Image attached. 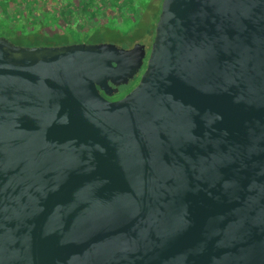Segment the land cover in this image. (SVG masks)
Segmentation results:
<instances>
[{"label":"water","instance_id":"1","mask_svg":"<svg viewBox=\"0 0 264 264\" xmlns=\"http://www.w3.org/2000/svg\"><path fill=\"white\" fill-rule=\"evenodd\" d=\"M146 46L0 36V264H264V0H161Z\"/></svg>","mask_w":264,"mask_h":264},{"label":"rangeland","instance_id":"2","mask_svg":"<svg viewBox=\"0 0 264 264\" xmlns=\"http://www.w3.org/2000/svg\"><path fill=\"white\" fill-rule=\"evenodd\" d=\"M96 1H97L96 4H99L98 7H100V5H103L105 2V0H96ZM82 2L85 3V1ZM131 2H133L134 10L136 13H134L131 8V4H130ZM148 2L149 0H118L117 7H119L122 10L121 15L118 16L119 13L116 11V9H114V7L110 9L108 8L107 11L110 12V14H108V17L106 14L103 16V21H100L101 26L106 28L109 27L114 28L117 29L118 32H126L128 34L129 33L131 34L132 31H135L137 32V35L139 37H142L138 42H141L142 44H146L147 47H149L153 38L152 33L154 31L155 24L157 21L156 14L158 12V9L160 8L161 0H153V3L150 4L149 7L147 6ZM36 4L39 7H42L43 4L45 7H47L46 0H42V2H37ZM5 5H6V0H0V36H4L8 38L16 45L53 47V46H62L67 44L80 43V42L93 43V44L101 43V42H105V43L112 42L119 44L122 47H125V45L116 42L115 38L112 36L113 34L108 35V32L105 34L104 30L100 31V29H98L96 31V32L100 31L98 33L93 32L91 30L89 32H85V30L82 29L85 20L82 19V17L77 18L76 17L77 15L74 14L75 12L70 11V8L64 7L63 5H61V8L63 10L62 14L67 15L65 18L69 19V21H71L72 23L75 24V26L76 25L77 26L72 27L73 24L68 23L69 21L63 18L62 24L63 27L65 28V31L63 33L57 34L56 32L55 34H52L51 31H45L42 32V34H40V37L33 38V36H31L30 34L34 35V33L26 32L25 31L26 27L22 24V22H20L23 20V17H19L18 20H15V18L12 19L13 17L16 16L13 14V17L12 16L9 17L10 18L9 21L12 23V26L6 25L8 24L7 21L2 20L4 19L5 16L1 17V15H3L4 13ZM96 11L98 10L96 9ZM9 15H11L10 10H9ZM82 16L85 17L84 15ZM71 18L73 19L71 20ZM44 20H46L45 17ZM17 21H19L22 25ZM25 21L23 20V23H26ZM47 21L48 19L46 20V23ZM55 23L56 22L54 19L49 21L48 25L51 30H53L52 25H55ZM11 30L12 31L16 30L15 32L21 33L22 37L13 39L11 37V34H9Z\"/></svg>","mask_w":264,"mask_h":264},{"label":"trees","instance_id":"3","mask_svg":"<svg viewBox=\"0 0 264 264\" xmlns=\"http://www.w3.org/2000/svg\"><path fill=\"white\" fill-rule=\"evenodd\" d=\"M46 1H47V7H45L44 4L42 7H39L37 6L36 3L42 2V0H6V5L4 7V13L3 15H1V17L2 16H5V17L2 20L7 21L8 23L6 24L7 26L9 25L12 26V23L9 21L10 19L9 17L11 16L13 17V14L16 15L15 17L12 18V19L15 18V20H18L19 17H23L24 21L25 20H28V21H25L26 23H23V20L20 22H22V24L26 27V30H25L26 32L34 33V35L30 34L31 36H33V38L40 37V34H42V32H45V31H51L52 34H55L57 32V34H59L65 31V28L63 27L62 22H63V18H65L67 15L62 14L63 10L61 8V5H63L64 7L70 8V11L75 12L74 14L77 15L76 16L77 18L82 17V19L85 20L83 27H82V29L85 30V32H89L90 30L93 32H96L98 29H100V31L104 30L105 34L107 32H108V35L113 34L112 36L115 38L116 42L123 44V45L133 44L135 42H138L142 38V37H139L137 35V32L135 31H132L131 34L130 33L128 34L126 32H118V30L114 28H110V27L106 28V27L101 26L100 21H103V16L106 14L108 17V14H110V12L107 11L108 8L110 9L114 7V9H116V11L119 13L118 16L121 15L122 10L119 7H117L118 0H115V2L114 0H105L104 4L100 5V7H98L99 4H96L97 2L96 0H46ZM82 1H85V3ZM152 3H153V0H149L147 6L149 7L150 4ZM130 4H131V8L133 12L136 13L134 10L133 2H131ZM96 9L98 11H96ZM159 9L156 14V20L159 14ZM9 10H10L11 15H9ZM82 15H84L85 17H83ZM44 17L46 18V20L48 19L47 23H46V20H44ZM53 19L55 20L56 23L55 25H52L53 30H51L49 28L48 23L50 20H53ZM72 19L73 18H71V20ZM65 20L69 21V19H66V18ZM68 23L73 24L72 27L75 26V24L72 23L71 21H69ZM15 31L16 30L14 31L11 30L9 33L11 34V37L13 39L22 37L21 33H18Z\"/></svg>","mask_w":264,"mask_h":264},{"label":"flooded vegetation","instance_id":"4","mask_svg":"<svg viewBox=\"0 0 264 264\" xmlns=\"http://www.w3.org/2000/svg\"><path fill=\"white\" fill-rule=\"evenodd\" d=\"M135 43H136V42H135ZM140 43H141V42H140ZM133 44H134V43H133ZM133 44L125 45L124 48H129V47H131ZM118 45H119V44H118ZM145 46H146V52H147V53H146V56H145V58H144L143 66H142V68H141L140 73L138 74V76H137L134 80L130 81L127 85H121V86L117 87V90H118L117 92H115L114 90H112V92H114L112 96H106V95H104V92L101 91V94H102L105 98H107V99H109V100H117V99L123 97L127 92H129V91H130V90L136 85V83H137L138 80H139V76L141 75V73H142L143 70L145 69V63H146V60H147V57H148L149 47H147L146 44H145Z\"/></svg>","mask_w":264,"mask_h":264}]
</instances>
